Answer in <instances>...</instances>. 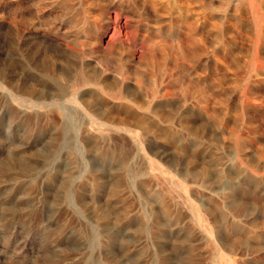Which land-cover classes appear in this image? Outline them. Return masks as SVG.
<instances>
[{"label":"rangeland","instance_id":"obj_1","mask_svg":"<svg viewBox=\"0 0 264 264\" xmlns=\"http://www.w3.org/2000/svg\"><path fill=\"white\" fill-rule=\"evenodd\" d=\"M6 1L0 0V79L16 98L0 90V264H264V183L223 190L213 181L186 184L183 156L143 132L138 154L127 144L109 145L113 159L131 160L129 170L102 164L76 131L75 150L62 148L57 98L35 108L16 99L26 88L39 89L47 57L57 58L58 47L36 36L60 25L63 11L54 0H23L10 12ZM180 77L170 72L163 86L170 90ZM234 115L229 128L246 138V125ZM159 116L185 125L179 106ZM233 137L222 142L207 133L214 147H228V158L236 156ZM233 186L235 203L228 197ZM238 225L242 232L233 231Z\"/></svg>","mask_w":264,"mask_h":264},{"label":"bare ground","instance_id":"obj_2","mask_svg":"<svg viewBox=\"0 0 264 264\" xmlns=\"http://www.w3.org/2000/svg\"><path fill=\"white\" fill-rule=\"evenodd\" d=\"M50 4L63 11L62 21L36 37L55 44L57 58L47 57L40 88L24 89L16 101L35 108L46 105L47 96L57 98L62 148L75 150L70 135L76 131L102 164L129 170L134 166L131 160L113 159L109 145L127 144L138 154L143 132L156 135L167 149L183 156L186 184L213 181L223 190L227 184L264 183V0ZM4 5L13 12L23 0H7ZM174 70L182 77L170 81L169 90L163 84ZM11 82L8 87H13ZM50 82L54 90L47 87ZM0 90L4 97L16 98L1 79ZM174 106L184 112L183 128L159 116ZM234 114L246 125V138L229 128ZM208 131L222 142L227 135L236 137V156L228 158L225 144L214 147ZM156 164L152 161L149 166ZM155 179L166 183L158 175ZM237 187L228 194L233 203ZM242 229L238 225L233 231Z\"/></svg>","mask_w":264,"mask_h":264}]
</instances>
